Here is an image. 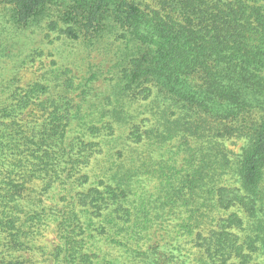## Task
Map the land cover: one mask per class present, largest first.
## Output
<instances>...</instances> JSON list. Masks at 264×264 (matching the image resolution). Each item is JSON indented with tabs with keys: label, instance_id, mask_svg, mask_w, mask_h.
<instances>
[{
	"label": "trees",
	"instance_id": "1",
	"mask_svg": "<svg viewBox=\"0 0 264 264\" xmlns=\"http://www.w3.org/2000/svg\"><path fill=\"white\" fill-rule=\"evenodd\" d=\"M42 261L264 264V0H0V264Z\"/></svg>",
	"mask_w": 264,
	"mask_h": 264
},
{
	"label": "rangeland",
	"instance_id": "2",
	"mask_svg": "<svg viewBox=\"0 0 264 264\" xmlns=\"http://www.w3.org/2000/svg\"><path fill=\"white\" fill-rule=\"evenodd\" d=\"M43 35H40L39 38H33L32 40H25L23 41L24 44H30L32 43L33 47H41L44 49V55L43 60L46 61V63L52 61L53 57L52 52H54V49L52 48L51 38H45L42 37ZM55 37V36H54ZM59 43V42H57ZM36 67V66H35ZM33 67V69L35 68ZM32 68H25L22 70L24 81L27 82L28 80H31L35 77L34 70ZM54 242V236L52 234H49L43 241L42 245L44 247L50 248L52 246V243ZM39 259L43 260L42 257H39ZM40 264H51L45 261H42Z\"/></svg>",
	"mask_w": 264,
	"mask_h": 264
}]
</instances>
